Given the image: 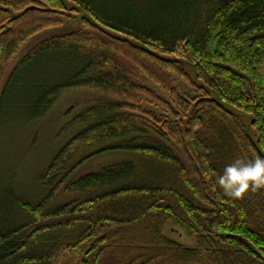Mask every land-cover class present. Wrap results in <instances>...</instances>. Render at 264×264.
<instances>
[{
  "label": "trees",
  "instance_id": "16d2710c",
  "mask_svg": "<svg viewBox=\"0 0 264 264\" xmlns=\"http://www.w3.org/2000/svg\"><path fill=\"white\" fill-rule=\"evenodd\" d=\"M67 1L96 23L4 78L67 2L0 0V127L44 119L66 92L96 96L67 111L68 140L35 181L1 177L0 264H264V188L236 199L218 185L235 159L264 157V0ZM149 47L191 58L201 84L180 94L169 76L188 79L181 63ZM144 77L170 101L152 100ZM109 154L124 158L80 174ZM172 226L197 246L172 240Z\"/></svg>",
  "mask_w": 264,
  "mask_h": 264
},
{
  "label": "rangeland",
  "instance_id": "374dc122",
  "mask_svg": "<svg viewBox=\"0 0 264 264\" xmlns=\"http://www.w3.org/2000/svg\"><path fill=\"white\" fill-rule=\"evenodd\" d=\"M66 2V6L54 7L52 11L61 18L63 23L60 26L34 35L28 42L22 45L16 56L9 62L4 78L23 57L43 42L77 31H85V28H88V23H96L89 15L79 10L74 4L67 0ZM42 6L43 8L50 7L44 3ZM148 49L157 55L181 63L188 79L176 73H171L169 76L173 79L174 85L179 88L180 94L193 93L196 87L194 82L201 84L196 76V70L191 58L164 55L152 47ZM143 84L155 96L152 100L164 99L165 101H170V95L164 91L161 85L156 84L147 77H144ZM95 98L96 96L89 91L75 90L66 92L54 109L44 119L36 123L22 127L16 126L12 121L1 124L0 179L1 177L6 179L14 176L17 182L28 183L29 181H35L39 174L48 167L58 150L68 140L67 130V134L63 133V130L67 126V111L73 106L81 109L86 103H89ZM142 107L147 110L151 109L156 111L160 113L159 115L162 113L160 110L157 111L151 103L149 104L145 101L142 102ZM169 118L170 120L173 119L171 116ZM122 158H124L123 155L109 154L92 159L80 169V174L96 171L103 166L117 163ZM167 235L175 242L186 247L195 248L197 246L195 239L182 229H177L172 226ZM58 264H82V257L78 254H69L62 257Z\"/></svg>",
  "mask_w": 264,
  "mask_h": 264
},
{
  "label": "clouds",
  "instance_id": "9594fccd",
  "mask_svg": "<svg viewBox=\"0 0 264 264\" xmlns=\"http://www.w3.org/2000/svg\"><path fill=\"white\" fill-rule=\"evenodd\" d=\"M218 185L224 195L236 199L242 198L250 189L264 188V157L235 159L223 169Z\"/></svg>",
  "mask_w": 264,
  "mask_h": 264
}]
</instances>
